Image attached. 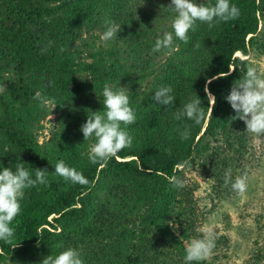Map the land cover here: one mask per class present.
Wrapping results in <instances>:
<instances>
[{"label":"trees","instance_id":"obj_1","mask_svg":"<svg viewBox=\"0 0 264 264\" xmlns=\"http://www.w3.org/2000/svg\"><path fill=\"white\" fill-rule=\"evenodd\" d=\"M145 1L0 0V171L24 163L33 173H49L45 185L25 190L12 223L20 245L12 249L0 241V264H42L63 250L56 248L59 242L80 251L84 264H185L186 244L200 235L195 229L202 219L196 187L186 181V167L177 165L190 161L210 174L215 193L229 197L235 193L230 185L223 188L225 172L231 169L233 179L246 171L241 162L254 141L264 149V135L246 133L243 121L231 119L236 113L225 99L249 64L237 56H264V0H231L237 19L211 31L198 22L189 43L177 40L178 51L167 57L151 49L171 31V0ZM106 19L120 31L98 47ZM105 83L128 88L136 121L127 129L132 146L101 166L90 163L94 140L85 141L80 129L87 110H104ZM206 85L216 101L212 113ZM162 86L173 89L170 110L152 99ZM36 92L54 99L56 108L42 110ZM190 98L202 102L201 125L174 119ZM50 115L54 122L48 121L40 144ZM185 125L191 135L181 140L177 129ZM221 125L228 128L225 135ZM59 160L88 183L55 176ZM173 176L186 181L182 189L172 186ZM222 240L225 235L216 237L217 247Z\"/></svg>","mask_w":264,"mask_h":264},{"label":"clouds","instance_id":"obj_2","mask_svg":"<svg viewBox=\"0 0 264 264\" xmlns=\"http://www.w3.org/2000/svg\"><path fill=\"white\" fill-rule=\"evenodd\" d=\"M167 9L174 13L171 20V31H164L159 36L151 49L152 54L159 53L167 57L178 51L176 41L187 45L189 32H195L198 22L207 26L211 31L220 23H227L239 17L238 7L231 0H215L214 3L197 4L195 0H171ZM105 31L100 36L98 47L101 43L106 44L117 37L120 25L110 19L104 21ZM199 47V44L196 45ZM213 77L207 81L211 84ZM173 89L170 86L160 87L155 91L152 99L161 107L167 106L169 110L174 104ZM208 94L209 111L213 112L215 97L209 92L206 85L204 89ZM128 88L113 86L105 83L101 92L103 97V111H88L86 123L81 126L85 141H92L87 153L90 163L105 165L110 159L124 148H130L133 137L127 131L129 125L135 123L136 113L130 106ZM34 99L43 110L49 106H55L56 101L52 98L36 92ZM236 115L231 119L243 121L246 125V133L253 136L264 135V65L257 66L256 62L249 63L243 76L234 82L230 94L225 97ZM199 98L189 99L183 107L174 113L176 121L190 120L195 125H201L206 121V114ZM56 106L54 107V109ZM181 140H188L191 128L185 125L183 129H177ZM177 167H192L188 160H184ZM54 175L60 177L65 183L72 185H86L88 180L82 172L68 166L65 161L59 160L54 166ZM47 169H35L34 173L25 167L24 163L15 165V171L11 168H3L0 171V241L9 245L12 249L19 247L15 241V229L13 221L20 214L21 203L25 190L38 185H45L48 177ZM247 171L232 179L231 169L225 172V187L230 185L231 190L238 196H242L247 190ZM170 183L176 189H182L186 181L180 176H173ZM200 235L193 237L187 242L185 248V264H200L208 260L216 247V235L210 227H197ZM56 248L63 249L56 255H49L42 260V264H84L80 251L75 248H64L63 242H59Z\"/></svg>","mask_w":264,"mask_h":264},{"label":"rangeland","instance_id":"obj_3","mask_svg":"<svg viewBox=\"0 0 264 264\" xmlns=\"http://www.w3.org/2000/svg\"><path fill=\"white\" fill-rule=\"evenodd\" d=\"M157 1L166 3L168 0ZM142 5H147L145 0ZM259 43L264 40L260 39ZM237 57L249 63L256 62L258 67L264 65V56H257L254 52L245 58L240 54ZM48 121L53 124L54 115L44 123V130L38 137L40 144L47 139ZM219 128L224 135L228 131L223 125ZM251 146L241 162L245 163L248 173L247 190L242 196L232 193L226 197L215 193L218 186L212 190L209 173H202L196 165L185 168L186 181L196 187L194 198L201 213V227H210L216 237H226L208 259L213 264H264V149H258L255 141ZM236 176H233L234 180Z\"/></svg>","mask_w":264,"mask_h":264}]
</instances>
